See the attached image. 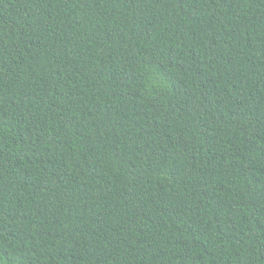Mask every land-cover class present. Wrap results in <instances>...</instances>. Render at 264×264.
Masks as SVG:
<instances>
[{"label": "trees", "instance_id": "obj_1", "mask_svg": "<svg viewBox=\"0 0 264 264\" xmlns=\"http://www.w3.org/2000/svg\"><path fill=\"white\" fill-rule=\"evenodd\" d=\"M0 264H264V0H0Z\"/></svg>", "mask_w": 264, "mask_h": 264}]
</instances>
